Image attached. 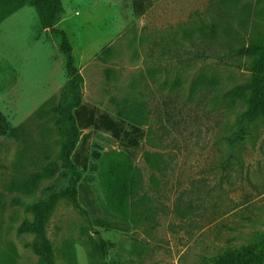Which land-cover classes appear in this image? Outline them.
Here are the masks:
<instances>
[{
    "label": "rangeland",
    "instance_id": "1",
    "mask_svg": "<svg viewBox=\"0 0 264 264\" xmlns=\"http://www.w3.org/2000/svg\"><path fill=\"white\" fill-rule=\"evenodd\" d=\"M63 1L59 28L69 39L86 31V43L110 49L80 69L83 101L143 132L133 163L154 226L128 229L104 213L102 156L125 146L90 131L77 198L95 230L60 200L46 225L55 263L104 264L93 247L102 237L114 244L118 264H212L264 233V120L243 142H229L251 98L253 59L237 49L264 40V0H151L141 16L133 0ZM9 8L0 0V13ZM34 12L24 6L0 23V80L20 67L34 40L46 37L56 48ZM208 24L217 28L212 40L201 33ZM63 85L40 93L31 113L15 84L0 93V113L18 123L11 124L16 138L0 137V264L39 263L26 224L49 193L67 187L56 112Z\"/></svg>",
    "mask_w": 264,
    "mask_h": 264
},
{
    "label": "trees",
    "instance_id": "2",
    "mask_svg": "<svg viewBox=\"0 0 264 264\" xmlns=\"http://www.w3.org/2000/svg\"><path fill=\"white\" fill-rule=\"evenodd\" d=\"M10 8L0 13V23L10 14L24 6H30L39 21L41 30H49V39L56 46L62 57L65 83L59 92L60 104L57 107L58 127L63 139L61 160L69 173L67 187L61 191L49 193L34 211L33 220L26 224V230L34 237L33 252L38 257V264H56L52 245L46 235V225L60 200L70 201L74 208L92 226L88 212L78 201V184L81 173L89 165L88 140L90 131L108 132L121 145L120 152H110L102 156L101 187L105 200L104 213L118 221V224L137 228L140 224L152 228L154 216L150 198L141 195L142 175L134 166V158L143 138L140 128L127 124L122 119H114L108 113L97 110L83 101V78L75 67L72 46L65 31L57 24L64 8L61 0H8ZM151 7V0H133L136 15H143ZM206 38L213 39L217 28L208 24L202 31ZM102 54L109 55V47L102 49ZM238 54L253 59L252 79L247 85L251 98L245 112L236 121V129L229 142L236 145L250 135V125L264 120V40H257L247 47H239ZM85 131H89L84 133ZM18 128L12 127L0 113V137L14 139ZM82 170V171H81ZM95 252L103 259L104 264H118L112 258L114 244L102 237H96L93 243ZM212 264H264V233L253 236L251 242L227 250L211 259Z\"/></svg>",
    "mask_w": 264,
    "mask_h": 264
},
{
    "label": "crops",
    "instance_id": "3",
    "mask_svg": "<svg viewBox=\"0 0 264 264\" xmlns=\"http://www.w3.org/2000/svg\"><path fill=\"white\" fill-rule=\"evenodd\" d=\"M61 1L64 7V13H67V6L63 0ZM62 22L63 20L58 22V28ZM87 35L88 33L85 31L84 39L74 36L73 42L67 35L72 46L74 65L79 71L103 48L105 43L103 42V44L96 45L94 40L93 42L86 43L85 39ZM75 38H77L80 43L77 58L74 56L73 45ZM33 42L32 45L22 52L21 59L22 56H24L22 62L19 64L20 67L12 71L11 74L6 73L5 77L0 80V93L4 92L10 82L15 84L16 91L20 94L18 103L20 102V106L30 111V113L37 109L40 93H51L53 92V86H56V84L62 85V83L66 81L62 61H59L56 57V48L46 40V37L41 41L36 40L34 43ZM15 72L17 74H15ZM19 77L22 78L20 81H18ZM26 115H29V113ZM10 124L14 126L18 125L17 121H12Z\"/></svg>",
    "mask_w": 264,
    "mask_h": 264
}]
</instances>
